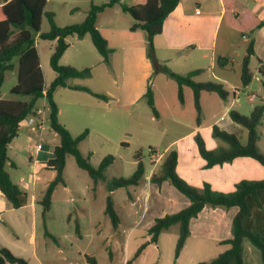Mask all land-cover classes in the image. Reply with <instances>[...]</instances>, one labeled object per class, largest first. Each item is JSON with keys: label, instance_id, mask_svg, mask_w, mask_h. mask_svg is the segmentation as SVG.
Returning <instances> with one entry per match:
<instances>
[{"label": "rangeland", "instance_id": "1", "mask_svg": "<svg viewBox=\"0 0 264 264\" xmlns=\"http://www.w3.org/2000/svg\"><path fill=\"white\" fill-rule=\"evenodd\" d=\"M106 1L48 0L47 9L55 13V20L60 26H65L82 22L92 2L101 4ZM240 2L248 9L257 10L256 13L264 19V7L260 8V4H264V0H240ZM131 21L132 18L124 13L120 6L100 14L99 26L108 34L110 46L116 49L111 55L114 60V70H109L108 66L99 62L100 53L90 36H87L85 40H81L76 35L68 36L70 47L61 58L62 64L73 65L74 60L82 52L79 59H82L83 64H87L93 69V77L85 79L84 84L100 90H105L107 87L112 88L113 91L120 94L119 96L107 93L110 100L104 106L97 107L88 102L89 99L92 101L94 99L93 95L88 92L74 90L70 87H60L55 93V98L61 109V119L67 122L71 132L78 135L89 129V135L80 143V149L85 155L90 154L92 164L99 165L108 154L115 156L114 162L107 170L109 178L127 177L133 174L137 168L135 153L140 150L143 152L147 172L150 173L155 164L156 169H159L162 158L158 156L162 154L163 157L167 152L165 151L167 144L190 130L196 118L193 91L189 86L184 87V102L182 103L178 98L177 82L173 78L162 72H156L153 64L151 63L152 65L149 66L145 60L142 62L138 59H127L121 45L127 44L130 47H144L145 45L147 56L149 50L148 42L144 43L139 36L123 34V30L128 28ZM111 25H115L118 30L110 31ZM49 29V21L47 17H44L42 30L48 31ZM118 35L122 37H118ZM253 37L255 38L256 53L251 57L250 68L254 76L248 86L242 84L241 69L250 39L230 27L225 21L216 35L218 53L214 64L211 54H209L205 60L200 62L205 67L204 72L198 77L202 81H221L231 93L236 88L238 90L237 101L232 106L244 114H250L256 105L264 103L263 77L258 71L259 59L264 61V27L256 30ZM53 46V41L39 40L41 65L48 84L55 77V72L50 65ZM221 50H224L226 56L232 57L231 68L224 69L219 66L217 59ZM190 66L177 68L186 70ZM110 78L116 79L118 82L110 83L107 81ZM71 81L78 82L79 79H71ZM149 81L156 91L155 99L160 113L159 117L155 116L145 97ZM16 82L17 69L7 71L3 83L0 85V98H15L16 96L11 93V88ZM101 92L106 94L105 91ZM210 95L217 101H222L220 103L223 106L232 103L231 97L228 101H223L216 92L207 94V96ZM45 105L46 100L40 99L38 106L44 107ZM222 107L220 105L213 107L206 103L205 124H212L215 116L221 113ZM102 115L104 117L100 119ZM239 126L240 129L235 132L245 143L248 139V131L244 126ZM164 129L166 132L162 133ZM227 130L235 129L227 128ZM99 131H103L105 135L103 136ZM260 132L262 138L259 146L264 152V121L260 126ZM214 139L218 143H224L221 139L215 137ZM58 142V133L49 125L48 110L44 112L43 116H32L21 123L19 136L12 141L9 148V155L16 163V167L7 164L6 168L12 178L22 186L30 197L32 193L37 195L43 193L55 174L53 170L46 169L42 162L30 161V154L35 156L39 144L43 148L44 146L49 147L53 151ZM173 144L172 148H176V141ZM149 149H153L154 152ZM22 177H24V181H21ZM64 177L66 184L58 185L55 193H57L56 198L61 201L70 195L71 220L67 222L63 220V217L57 215L56 221L51 225L60 245L45 234V227L40 224L36 249L44 264H87L89 255L95 257L97 264H123L127 256V259L133 261L132 264H177L178 262V264H195L191 261L190 251H187L179 261L175 257L176 226L170 228L163 236L159 250L150 247L139 259L134 255L138 244L144 240L139 234L143 230L134 232L136 236H133L131 240L127 238L131 224L142 222L143 225H146L153 216L158 214L164 216L165 213L172 211L168 202L172 197L171 193H163L162 205L155 204L152 199L150 209L147 211L148 203L144 200L147 186L143 184L135 188L117 189L115 199L123 220L119 228L116 229L104 212L105 194L107 193L105 184L94 185L90 175L78 166L71 154L67 156ZM169 183L171 184L170 181ZM172 187L176 189L173 185ZM94 193L97 196L96 200H93ZM131 193L141 195L140 199L133 202L130 200ZM180 195L183 194L180 193ZM0 210L3 212V220L0 221V240L18 252L30 254L32 264H40L36 257L31 255V245H29V219L32 218V215H28L23 208H14L1 191ZM8 245L5 246L9 248ZM250 247L254 250L253 253L250 252ZM221 250V246L214 245L208 249L205 257L211 259L222 252ZM244 258L247 264H264L261 251L249 239H246L244 244ZM90 264L94 263L90 262Z\"/></svg>", "mask_w": 264, "mask_h": 264}, {"label": "trees", "instance_id": "2", "mask_svg": "<svg viewBox=\"0 0 264 264\" xmlns=\"http://www.w3.org/2000/svg\"><path fill=\"white\" fill-rule=\"evenodd\" d=\"M181 0H109L96 4L91 3L85 19L80 23L60 26L55 20V13L47 9L48 0H0V85L5 79L7 71L17 69V82L11 88L15 98H0V191L10 201L14 208H21L28 203V193L12 179L7 170V164L16 167V163L9 155L12 141L19 136L21 123L32 116H37L40 99L46 100L42 108L48 110V119L51 129L59 135V142L55 144L53 153L42 161L44 167L56 172L55 177L49 182L39 203L42 206V220L45 234L55 241L58 238L47 229V216L52 207L53 193L59 184H66L64 170L67 156L73 155L78 166L85 170L93 180L94 185L104 183L107 190L105 214L110 218L113 227L120 223V215L115 207L114 191L119 188H129L139 185L146 173V164L143 152L137 151L135 158L137 168L133 174L124 177L107 176V170L114 162L113 154L106 155L99 165L95 166L90 160V155H85L80 149V143L89 135V129L74 135L70 129L60 121L59 105L55 93L60 87H70L74 90L88 92L98 99L109 101V95L93 90L87 85L77 84L71 79H87L92 77V67L79 68L60 62L63 54L70 46L67 37L76 35L83 38L90 35L94 45L103 57V61L110 66L113 49L106 36L97 26L99 14L106 8L119 4L124 13L128 14L133 23L132 31L142 30L146 34L149 50L148 58L156 72H162L173 78L178 84V98L184 102V87L189 86L193 91L194 106L196 109V123L201 125L204 113L201 96L204 91L216 92L222 99L228 100L231 92L221 81H199L195 77L204 69L197 68L187 73H179L166 63L160 62L155 55L154 37L163 32L165 20L176 9ZM225 7L224 21L232 28L238 30L243 36L250 39L247 53L242 60L241 80L248 86L253 79L250 68L251 57L256 53V30L264 27L262 19L255 11L244 8L240 0H223ZM47 17L50 29L42 30V22ZM38 40H56L55 47L50 56V65L56 76L46 84L45 73L41 65L38 51ZM217 62L220 67L231 68L232 57L219 55ZM259 74L263 77L264 86V61L259 59ZM145 97L155 116L160 113L156 106L155 93L151 81L147 85ZM232 120L248 131L247 142H242L241 137L228 130L222 129L217 124L213 125L212 135L221 139L226 145L216 149H209L201 132L194 135L201 156L206 160V168L217 164L231 162L237 157L248 156L264 165V152L259 146L262 138L260 126L264 121V103L254 107L250 114H244L232 108ZM178 150L170 149L162 157L160 168L153 172L151 181L162 184L169 180L178 190L186 195L190 204L175 213H168L157 217L149 229L150 241L157 243L162 232L174 225H179V237L175 247V257L178 258L190 236V223L197 217L205 206L225 208L238 207L232 222V237L222 241L230 247L210 260L201 261L199 264H247L244 258V241L251 243L261 251L264 262V179H243L236 184V189L231 192L215 190L209 183L203 187L190 184L177 170ZM71 216V215H70ZM148 242L143 243L135 253L138 257ZM88 258H90L88 256ZM128 263L131 260L127 261ZM0 264H30L24 256L15 254L6 246H0Z\"/></svg>", "mask_w": 264, "mask_h": 264}, {"label": "crops", "instance_id": "3", "mask_svg": "<svg viewBox=\"0 0 264 264\" xmlns=\"http://www.w3.org/2000/svg\"><path fill=\"white\" fill-rule=\"evenodd\" d=\"M131 1L132 0H129L126 2L130 3ZM117 6H120V5L116 4L112 7H108L103 12H106L107 10H111L113 8H117ZM261 7H264V4H260V8ZM244 8H247V7H244ZM253 11L257 12V10H253ZM100 14H99V17H100ZM224 14H225V7H224L223 0H181L179 5L176 7V9L165 20L163 32L158 34L154 38L155 55L157 59L160 62L166 63L173 70L179 73H187L197 68L204 69L205 66H202L204 64H200V62L205 60L209 54H211L212 63L214 64V59L216 57V54L218 53L216 35H218V32L220 31L221 26L224 23ZM132 23H133V20L129 24L128 28L123 30V34H126L128 36H139L142 39V41H144V43L147 42L146 34L143 33V31H140V30L132 31L130 29ZM97 26H99V18L97 21ZM98 28L101 29L100 26ZM109 30L115 31V30H118V28L115 25H111ZM101 32L106 36L110 44V38L108 34H106L102 29H101ZM87 36H90V35H86L80 39L85 40ZM119 36L121 35H118V37ZM50 41L54 42V46L53 48H51V51L53 52V49L56 44V40H50ZM37 46H38V51H39V40H38ZM112 49L114 53L116 49L115 48H112ZM121 49L125 51L128 60L138 59V61H142V62H144L145 60V62H148L149 66L152 65L150 59L147 56L145 45L144 47L142 46L130 47L127 44H124V45H121ZM39 54H40V51H39ZM81 54L79 55V57L82 56ZM219 55L226 56L224 50H221ZM79 57H77L74 60L73 65L79 68L87 67V64H83L82 62L83 60L79 59ZM99 62L105 64V66H108L103 61V57L101 54L99 57ZM186 65H191V66L190 68H187L186 70H180L177 68V67H182ZM108 67H109V70L111 69L114 70L113 56L111 57V65ZM201 74L195 77L199 81H202L198 78ZM55 76H56V73H55ZM92 77H93V74H92ZM45 80H46V76H45ZM107 81L113 84H116L118 82L116 79H112V78L108 79ZM74 83L85 85L84 84L85 79H79L78 82H74ZM46 84L49 85L47 82ZM92 89L98 92L105 91L106 94L108 93L114 96L120 95L116 91H113L112 88H108V87L105 90H100L99 88H92ZM121 90H122V87H121ZM154 93L156 95L155 89H154ZM177 93H178V84H177ZM208 93L209 92L204 91L201 96L202 108H203V113H204V117H203L201 125H198L196 123V118H195V123L190 128V130H188L187 132H184V134H182L181 136L170 141L165 148V151H169L170 149H173L172 148V146L174 145L173 143L174 141H176V149L178 150V155H179L178 166H177L178 173L192 185L203 187L205 183H209L213 189L218 190V191H223V192L234 191L236 189V184L243 179H249V180L264 179V165L261 164L256 159L252 157H248V156L237 157L231 162H226L224 164H217L210 168L205 167L206 160L201 156L199 152L197 143L194 139V135L197 132H201L206 141L207 147L209 149H216L221 145L225 146L226 143H220V142L218 143L216 142L214 137H212L213 136L212 135L213 125L217 124L222 129H225V130H227V128L235 129L233 131L232 130L230 131L234 133H236L235 132L236 130L240 129V126H239L240 124L234 122L230 116V110L233 108L232 105L236 103L237 101L238 90L234 88L233 93L230 94L232 103L227 104L225 106H223L222 103H220L222 101H217L214 97H211V95L207 96ZM93 97H94L93 101L91 99H89L90 101H88L91 105L102 107L104 106V104L108 102V101L98 99L95 96ZM222 100L228 101L224 99ZM193 102H194V97H193ZM206 103H208L209 106L211 104L213 107H216L217 105L218 106L220 105L221 107L223 106L221 113L215 116V119L212 122V124H205V117H206V111H207ZM45 111H47L46 108L44 109L40 107L37 116H43ZM103 117L104 115L100 116V119ZM59 118L65 125L67 124V122H64L61 119L60 107H59ZM67 127L70 128L69 125ZM165 132H166V129L162 131V133H165ZM99 133H101L103 136L105 135L103 131H99ZM52 153L53 151H51L49 147L44 146V148L42 147L41 150H36L35 156L30 154L29 159L30 161H33L35 163L42 162L43 160L47 159ZM87 155H90V154L88 153ZM156 170H158L156 169V164L152 166L150 173L147 172V168H146V173H145V176L142 182L137 186H131L133 188L138 187L143 184L147 186V193H145V197H144L145 202L148 203V206H147L148 208L146 207L147 211L150 209V201L152 199H154L155 204L162 205V196L164 195L163 193L172 194V197L168 200L169 204L172 207V211L168 213H175L181 210L182 208L188 206L190 204L189 198L171 183L176 188L174 189L172 185L169 183V180H165L162 184H157L150 180L153 172ZM55 175H56V172L53 175V178L55 177ZM24 180H25L24 177H22L21 181H24ZM115 191L113 193L115 207L119 212V215L121 218L119 225H121L123 217L116 204ZM179 192L182 193L185 197L183 195H180ZM43 193H41L40 195L32 193L31 197L28 194V203L25 206L21 207L27 211L28 215L30 214L32 215V218L29 219L30 220V227H29L30 231L28 234L29 245H31V255L33 257H36V259L40 262V264H44V263L42 262V260L40 259L37 253L36 241H37L38 230L40 228V224L41 226L44 227L43 220H42V206L39 203V200L42 197ZM56 195L57 193L54 192L52 207L47 216V229L53 235H55V233L53 232L52 227H51L52 223L56 221V218L58 216L63 217V220L69 222L71 220L70 215L72 211L70 195L66 199H62V201L60 199H57ZM93 196H94L93 200H96L97 196L95 193L93 194ZM140 197L141 195L138 196L136 195V193L135 195H133L132 193L130 194V200H132L133 202H136L138 199H140ZM106 198H107V193L105 194V206H106ZM4 202L6 203V201ZM82 209H85V208H82ZM104 210H105V207H104ZM237 211H238V207L236 206L231 207V208H225L222 206H218V207L205 206L204 209L198 214V216L192 218L191 220V223H190L191 233L186 241V244L180 256L178 257V261L181 260V257L187 251L191 252V255H190L191 261L194 262L195 264H199L201 261L210 260L209 258L205 257L210 247H213L214 245H218L222 247V250H221L222 252L227 250L230 247V244L223 243L222 241L232 237L233 235L232 234V222H233V218L235 214L237 213ZM2 213H3L2 210H0V221L3 220ZM168 213H165V215ZM161 216L162 214L153 216V218L146 225L145 224L143 225L142 222L131 224L130 228L128 229L127 238H130V240L133 236H136L134 232H136L137 230H141V229L143 230L139 234L144 240L143 242H140L138 244V248L143 243L148 242L147 246L145 247L143 252L137 257V259L141 258L142 255H144L150 247H154L157 250L160 249L159 244L161 242V239L166 234V232L169 231V229L160 234L159 240L157 243L149 242L151 238V235L149 234V229L154 224L155 219ZM174 226L177 227V233L175 237V247H176V243L179 237V225H174ZM117 228H119V226ZM56 243L60 245V242L58 240L56 241ZM245 243H246V240L244 241V244ZM1 245L5 246L8 244H6V242H4L3 240H0V246ZM9 249H11L15 254L24 256L25 258L29 260L30 264H32L30 254L29 255L23 254L22 252H18L14 250L10 246H9ZM60 250L63 252L62 249ZM250 252L252 253L254 252V250L251 247H250ZM89 257L90 258H88L87 264H90V262L97 264L94 256L89 255ZM127 257L125 258L123 264H130L131 262H133L131 261L130 263H128L127 261L129 259H127Z\"/></svg>", "mask_w": 264, "mask_h": 264}, {"label": "built area", "instance_id": "4", "mask_svg": "<svg viewBox=\"0 0 264 264\" xmlns=\"http://www.w3.org/2000/svg\"><path fill=\"white\" fill-rule=\"evenodd\" d=\"M41 148H42V146H41V144H39L38 147H37V150H41ZM149 150H150L151 152H154L153 149H149ZM152 155H154V154H152ZM158 157H159V158H162V154H160Z\"/></svg>", "mask_w": 264, "mask_h": 264}]
</instances>
